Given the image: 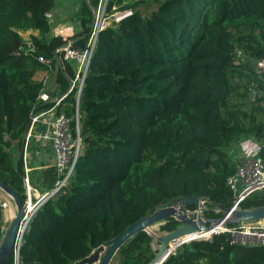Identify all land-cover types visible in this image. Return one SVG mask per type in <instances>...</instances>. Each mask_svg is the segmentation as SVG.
Returning <instances> with one entry per match:
<instances>
[{
  "label": "trees",
  "instance_id": "1",
  "mask_svg": "<svg viewBox=\"0 0 264 264\" xmlns=\"http://www.w3.org/2000/svg\"><path fill=\"white\" fill-rule=\"evenodd\" d=\"M97 2L78 1L75 30L64 37L45 14L56 0H0V180L23 200V132L53 105L38 98L47 86L33 75L49 65L36 56L49 60L50 97L60 96L75 68L55 49L67 39L85 45ZM113 7L130 13L98 32L78 100L82 148L65 184L29 218L23 264H72L177 197L231 206L226 179L244 139L260 143L264 162V0H108ZM29 28L38 31L36 51L17 53ZM75 104L70 91L56 112L72 116ZM260 204L264 188L239 203ZM177 224L169 217L158 229ZM151 240L138 232L117 250V264H146ZM4 264H14L12 254ZM161 264H264V246L232 244L220 232L181 242Z\"/></svg>",
  "mask_w": 264,
  "mask_h": 264
},
{
  "label": "built area",
  "instance_id": "2",
  "mask_svg": "<svg viewBox=\"0 0 264 264\" xmlns=\"http://www.w3.org/2000/svg\"><path fill=\"white\" fill-rule=\"evenodd\" d=\"M107 2L108 0H98L93 11V19L87 33V40L83 47H76L72 44V40L67 39L63 45H60L55 49V52L61 51L64 60H68L74 64L75 73L70 80L68 89L60 96L50 97L45 89L41 90L38 95V98L42 101L53 100V105L47 109L33 113L30 122H34L41 115H48L49 119L46 122L48 129L46 133L43 134V137L49 139L51 143L54 153V167L57 179L54 186L49 191L34 199L31 195L28 178L24 175L23 182L27 205L23 218L18 226L14 241L12 251L14 264H23L19 258V246L29 218L49 196L54 194L65 184L73 170L78 154L81 151L82 145L78 100L98 32L110 23V21L107 20V18L109 20L111 19L110 13L107 11ZM45 14L47 17L50 16L49 12H46ZM106 20L108 22H105ZM53 34L66 37V34L63 35L58 32ZM35 51L34 44L29 41L24 45H20L17 53L23 52L24 54H34ZM36 57L39 61L48 63L49 69H51L49 60L42 54H38ZM257 65L260 70L264 69V59H259ZM70 91H75L76 104L74 114L72 116H67L62 111H53L54 109L56 110V105H58L60 100ZM50 113L51 116L49 115ZM260 149V143L250 138L242 140L239 144V150L237 152L238 156L236 155L237 162L235 170L226 179L227 185L234 192L232 206H237L234 205V203H240V201L250 192L264 188V162L259 155ZM10 206L11 201L9 199H0V238L6 226V223L3 221V212L10 208ZM220 232H227L232 244L264 246V224L256 221L219 226L214 228L210 233L198 234L195 238L210 239L213 234Z\"/></svg>",
  "mask_w": 264,
  "mask_h": 264
},
{
  "label": "water",
  "instance_id": "3",
  "mask_svg": "<svg viewBox=\"0 0 264 264\" xmlns=\"http://www.w3.org/2000/svg\"><path fill=\"white\" fill-rule=\"evenodd\" d=\"M130 12L123 11L116 20L127 16ZM30 121L23 134H27ZM23 147L19 156L22 155ZM0 189L11 199L14 206L12 218L6 224L0 238V264L12 254L14 241L20 221L26 209V198L23 200L10 185L0 180ZM193 205V208H189ZM205 211L221 213L216 217L205 215ZM173 217L178 222L171 230H159L155 224ZM264 219V204L248 207L226 206L210 201L204 197L192 195L181 196L171 201L164 202L149 214L129 224L120 233L94 248L87 256L76 260L72 264H110L117 250L131 237L140 231H146L151 237L153 257L146 264H161L173 249L183 241L193 239L189 235L211 227H219L240 222L258 221Z\"/></svg>",
  "mask_w": 264,
  "mask_h": 264
},
{
  "label": "crops",
  "instance_id": "4",
  "mask_svg": "<svg viewBox=\"0 0 264 264\" xmlns=\"http://www.w3.org/2000/svg\"><path fill=\"white\" fill-rule=\"evenodd\" d=\"M48 16L50 23L52 24V32L59 34L71 35L75 30L77 20L69 18L55 19L53 11L49 12ZM54 20V21H53ZM37 29H26L20 31V35L23 38V42L30 41L31 35H37ZM33 78L45 83L48 93H51L53 87H55L54 75H49L45 69H37L34 72ZM57 96V95H56ZM53 111H56L55 109ZM39 112V111H38ZM51 116V113L49 114ZM48 115L39 116L34 122H30L27 134H23V141L18 150L17 157H22L24 172L28 178L29 187L31 188V195L34 199L38 196L49 191L54 182L52 183L54 174V153L52 150L49 139L44 138L43 134L46 133L48 125ZM23 147L22 155L19 156L20 150ZM50 183H52L50 185ZM0 199H10V197L0 189ZM14 213V206L11 201L10 208L3 212V221L8 223Z\"/></svg>",
  "mask_w": 264,
  "mask_h": 264
},
{
  "label": "rangeland",
  "instance_id": "5",
  "mask_svg": "<svg viewBox=\"0 0 264 264\" xmlns=\"http://www.w3.org/2000/svg\"><path fill=\"white\" fill-rule=\"evenodd\" d=\"M78 1L79 0H56V6L53 9V15L55 16V19L59 20V19H64V18H69V19L74 18L73 16L76 15L77 8H78ZM124 11L130 12L129 9L124 10ZM122 12H123L122 10H117L115 8H112L111 12H109L111 19L109 20L107 18V20L110 22L112 19L116 20L117 15L122 13ZM107 20L105 22H108ZM236 155L238 156V154H236ZM234 205H239V202L238 203L235 202ZM162 222L163 221L156 223L154 225L155 228H158L159 224H161ZM256 222L264 224V219L258 220ZM117 263H118V259H117V257H114L110 264H117Z\"/></svg>",
  "mask_w": 264,
  "mask_h": 264
},
{
  "label": "bare ground",
  "instance_id": "6",
  "mask_svg": "<svg viewBox=\"0 0 264 264\" xmlns=\"http://www.w3.org/2000/svg\"><path fill=\"white\" fill-rule=\"evenodd\" d=\"M214 228H217V227L215 226V227H211V228H209V229H207V230H202V231H199V232L192 233V234L189 235L187 238H189V237H191V236H193V235H195V234H197V233H200V232H205L206 234H207V233H210Z\"/></svg>",
  "mask_w": 264,
  "mask_h": 264
}]
</instances>
